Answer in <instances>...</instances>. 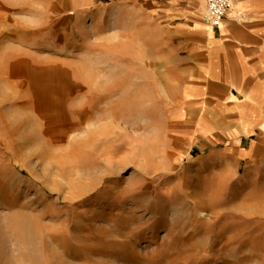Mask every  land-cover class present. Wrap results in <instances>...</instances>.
Listing matches in <instances>:
<instances>
[{"label": "rangeland", "instance_id": "rangeland-1", "mask_svg": "<svg viewBox=\"0 0 264 264\" xmlns=\"http://www.w3.org/2000/svg\"><path fill=\"white\" fill-rule=\"evenodd\" d=\"M174 24L0 0V264H264V166L176 101Z\"/></svg>", "mask_w": 264, "mask_h": 264}, {"label": "crops", "instance_id": "crops-1", "mask_svg": "<svg viewBox=\"0 0 264 264\" xmlns=\"http://www.w3.org/2000/svg\"><path fill=\"white\" fill-rule=\"evenodd\" d=\"M159 1L180 40L170 52L176 101L189 104L199 135L222 136L221 150L264 166V0H235L216 27L205 0Z\"/></svg>", "mask_w": 264, "mask_h": 264}, {"label": "built area", "instance_id": "built-area-1", "mask_svg": "<svg viewBox=\"0 0 264 264\" xmlns=\"http://www.w3.org/2000/svg\"><path fill=\"white\" fill-rule=\"evenodd\" d=\"M235 0H205L206 10L210 17L211 26H219Z\"/></svg>", "mask_w": 264, "mask_h": 264}]
</instances>
